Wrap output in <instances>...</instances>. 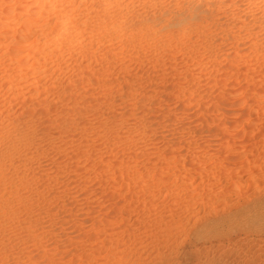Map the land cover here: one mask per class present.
Returning <instances> with one entry per match:
<instances>
[{"label":"rangeland","instance_id":"obj_1","mask_svg":"<svg viewBox=\"0 0 264 264\" xmlns=\"http://www.w3.org/2000/svg\"><path fill=\"white\" fill-rule=\"evenodd\" d=\"M252 208L264 0H0V264H242Z\"/></svg>","mask_w":264,"mask_h":264},{"label":"bare ground","instance_id":"obj_2","mask_svg":"<svg viewBox=\"0 0 264 264\" xmlns=\"http://www.w3.org/2000/svg\"><path fill=\"white\" fill-rule=\"evenodd\" d=\"M95 8V7H94ZM88 10H89V8H88ZM93 10V9H92ZM95 10V9H94ZM97 11H99V10H97ZM104 11V10H103ZM102 10H101V12H103ZM89 12H90V10H89ZM86 14H90V13H86ZM102 14V13H101ZM105 14V13H104ZM103 14V16H105ZM91 15V14H90ZM85 16H87V15H85ZM100 16H102V15H100ZM96 17H98V16H96ZM89 18H92V17H89ZM89 18H87L88 20H89ZM100 18V17H99ZM86 19V20H87ZM97 20V19H96ZM84 22V21H83ZM67 23L68 22H64L63 23V25H62V28H66L65 27V25L67 26ZM81 24H82V22H80ZM111 23V22H110ZM114 23V22H113ZM112 23V24H113ZM83 24H85V22L83 23ZM88 23H86V25H87ZM115 24V23H114ZM64 26V27H63ZM82 26H85V25H82ZM88 26H89V24H88ZM107 26V25H106ZM81 27V26H80ZM80 27H79V29H80ZM93 27V26H92ZM114 27V26H113ZM67 28H68V26H67ZM66 28V29H67ZM83 28H88L87 26L86 27H83ZM109 28V27H108ZM116 28V27H115ZM66 29H64V30H66ZM84 29V30H85ZM91 29V28H90ZM68 30V29H67ZM65 31L66 33L68 32V31ZM83 30V31H84ZM88 30V29H87ZM92 30V29H91ZM106 30V29H105ZM112 30H114V29H112ZM56 31V30H55ZM61 31H62V29H61ZM75 31V30H74ZM94 31H95V28H94ZM64 32V31H63ZM70 33H69V35H67L68 36V38H69V36H70V34H71V32L73 33V31L72 30H70L69 31ZM106 32V31H105ZM59 33V32H58ZM66 33L65 34H59V35H61L60 37L61 38H64V37H67L66 36ZM81 33V32H80ZM80 33H79V35H80ZM92 33H94V32H92ZM96 33V32H95ZM102 33V32H101ZM75 34H77V33H75ZM72 35V36H77V35ZM91 34V33H90ZM107 34H108V32H107ZM118 36V35H117ZM65 39V38H64ZM64 39H62V42H63V40ZM59 40V39H58ZM68 41V40H67ZM66 41V42H67ZM92 41V40H91ZM64 43V42H63ZM60 45V44H59ZM62 46V45H61ZM72 47V46H71ZM58 48V47H57ZM257 204L259 205V206H262V204H263V200H261V201H258L257 202ZM264 214V213H263ZM225 216V215H224ZM260 216L261 215H259L258 213H255V208H252L250 211H248V212H246V213H242L241 215H239V214H228V215H226L225 217H221V219L220 218H218V220H215V222L213 221L212 223H209V224H207V225H205V227H202V229L203 230H201V231H203L200 235H196V239H197V241H204V243L206 242V243H209L210 242V246H209V249L211 250V248H212V246L213 247H217L218 249H220V248H227V247H229V246H231V242H235L236 244V246L239 244L240 245V243L243 241V240H245L246 238H243L242 236H244V237H247L248 238V236H250V235H252L253 236V234L255 235H259V234H261V235H264V215H262L261 216V219H262V221L261 222H257V221H260ZM255 219V220H254ZM206 224V223H205ZM264 237V236H263ZM240 238H242L241 240H240ZM251 240V239H250ZM261 240V239H260ZM259 240V241H260ZM194 241H196V240H194ZM255 242H258V241H255ZM203 243V242H202ZM259 243V242H258ZM234 245V246H235ZM205 246V245H204ZM216 248V249H217ZM208 250V249H207ZM216 252V251H215ZM214 252V253H215ZM250 254H251V252H249ZM254 254H252L251 255V258H248L247 256H245V260H243L242 259V261H244L243 263L244 264H256V263H258L259 262V264H264V255H263V253L260 251V250H258V251H256V252H253ZM238 254V253H237ZM242 254H240L239 255V258H236V261L238 262V260L240 259V257H242L241 256ZM249 257H250V255H248ZM236 257H238V256H236ZM247 257V258H246ZM220 258V257H219ZM212 260V259H211ZM210 260V263L209 264H221V263H218V262H212ZM263 260V261H262ZM214 261V260H213ZM218 261V260H217ZM221 261V260H220ZM209 262V261H208ZM236 263V262H235ZM242 263V264H243ZM238 264V263H237ZM240 264V263H239Z\"/></svg>","mask_w":264,"mask_h":264}]
</instances>
